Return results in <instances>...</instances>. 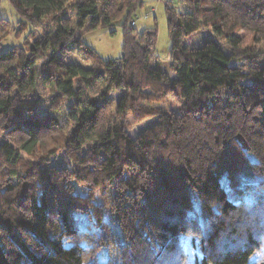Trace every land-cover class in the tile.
Returning a JSON list of instances; mask_svg holds the SVG:
<instances>
[{
  "label": "trees",
  "instance_id": "1",
  "mask_svg": "<svg viewBox=\"0 0 264 264\" xmlns=\"http://www.w3.org/2000/svg\"><path fill=\"white\" fill-rule=\"evenodd\" d=\"M70 1L11 0L26 22L49 28L29 48L0 52V264H264L251 263L264 249V51L243 53L239 34L264 43V0H181L183 12L166 5L174 77L156 52L158 26L132 24L143 0H73L76 21ZM115 26L123 56L106 60L83 36ZM204 28L215 38L186 47ZM72 48L91 66L66 63ZM40 81L54 90L56 111L73 100L63 144L47 138L65 125L28 99ZM171 91L186 102L179 115L143 105ZM130 114L158 120L133 139ZM63 148L76 151L70 169L48 161ZM73 180L90 194H75ZM80 208L94 229L81 228ZM188 237L200 245L195 263Z\"/></svg>",
  "mask_w": 264,
  "mask_h": 264
},
{
  "label": "rangeland",
  "instance_id": "2",
  "mask_svg": "<svg viewBox=\"0 0 264 264\" xmlns=\"http://www.w3.org/2000/svg\"><path fill=\"white\" fill-rule=\"evenodd\" d=\"M73 0H71L67 7V12L70 18L76 21L74 14ZM174 5L177 7L179 12H183L186 9V6L178 0H174ZM145 15H149L148 18H145ZM2 19V20H1ZM136 20V29L139 32L144 31L148 27L158 26V40L156 44V52L161 57L164 66L169 69V73L172 77L175 76V73L170 70V63L172 59V39L170 37L167 16H166V3L164 0H143L142 7L137 11L134 16ZM49 21H46L44 26H34L25 21V19L20 16L16 9L14 8L11 0H1L0 2V38L2 43L0 45V52L8 51L14 47H23L29 48L34 41L40 38L45 30L49 28ZM80 33V31H79ZM241 36H244L245 43L242 47V52L247 54L249 52H260L264 51L263 44H255L252 40L251 34L245 31L239 33ZM215 36L211 29L204 28L198 33L194 34L190 39L185 42V46L188 48H196L203 46L207 41L214 39ZM84 42L89 45L92 49L97 51L104 59L106 60H116L123 56V29L120 26H115L110 29L98 28L91 32L86 33L83 36ZM52 56V52L48 51L46 56L41 59L38 63L40 68L43 64V61ZM58 56H61L60 54ZM63 60L68 64H78L84 67H90V62H88L82 52L78 48L69 49L66 56L63 57ZM88 96L90 97H99V90L96 88L88 89ZM146 94H151L149 90L146 91ZM55 97L54 90L50 87H47L43 84L42 81L39 82L38 87L35 92H33L28 99L32 100L39 98L40 105L37 110L42 114H52L60 119L63 127V131L71 130L72 126L66 125L69 120L67 118L68 110L70 105L73 103L72 99H68L62 103L60 109L56 111V106L52 107L53 99ZM117 95L113 96V103L116 102ZM142 100V99H140ZM147 101V100H144ZM157 103L143 102V105L155 107L157 109H163L171 114L179 115L180 110L184 107L185 101H178L174 96V93L171 91L169 94L163 95L160 99L156 100ZM114 108V107H113ZM158 120L157 117H152L144 121H138L134 114H130L126 118L127 131L133 139H136L140 134L147 128L152 126ZM58 132V136H52L47 138L49 144H55L54 138L61 141V144L64 143L65 134L67 132ZM13 139V138H12ZM2 141L4 138L1 139ZM81 155H86L89 153V146L84 147L82 150L78 151ZM76 154L68 149H60L58 154L50 157L48 159L49 163L55 166L63 168H72L74 167L73 156ZM24 161H34L35 157L29 156L26 153H22ZM75 188L74 193L82 196H87L90 194V189L86 185L79 184L77 181H72ZM99 196L95 198L94 201L99 202V204H104V197ZM109 197H113L114 192H108ZM230 198L235 199V194L230 192ZM107 212L105 213V220L109 221L114 229L119 228L117 221L110 217V208H106ZM91 212H95L92 211ZM77 218L79 219L80 226L82 229H94L97 224L94 221V215L87 211L86 209L77 210ZM71 242V241H69ZM186 249L187 257L190 263H195L197 260L201 259L202 254L200 252L199 242L192 240L191 237L187 238ZM99 260L104 261L107 256V251L102 250L99 252ZM264 261V249L260 253H256L251 258V263L262 262Z\"/></svg>",
  "mask_w": 264,
  "mask_h": 264
},
{
  "label": "built area",
  "instance_id": "3",
  "mask_svg": "<svg viewBox=\"0 0 264 264\" xmlns=\"http://www.w3.org/2000/svg\"><path fill=\"white\" fill-rule=\"evenodd\" d=\"M165 1V3H166V5H174V0H164ZM178 1H181V0H178ZM0 2H1V0H0ZM149 17V15H145V18H148ZM132 24L133 25H136V20H134L133 22H132Z\"/></svg>",
  "mask_w": 264,
  "mask_h": 264
}]
</instances>
